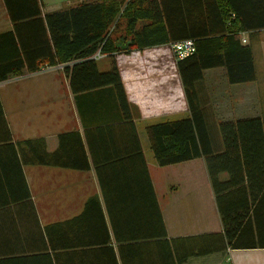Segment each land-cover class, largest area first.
Listing matches in <instances>:
<instances>
[{
    "label": "crops",
    "instance_id": "crops-1",
    "mask_svg": "<svg viewBox=\"0 0 264 264\" xmlns=\"http://www.w3.org/2000/svg\"><path fill=\"white\" fill-rule=\"evenodd\" d=\"M80 1L85 0L56 7L40 0L41 11ZM13 26L0 0V33ZM262 35L264 30L252 38L242 35L252 45L255 81L229 84L222 67L203 71L217 120L264 119V65L255 60L254 43ZM163 55L170 58L164 61ZM114 59L128 120L114 89L73 94L60 65L23 68L0 81V104L12 137V147L0 145V264H161L162 224L171 248L180 255L191 252L175 264H264V247L226 244L203 159L167 166L154 159L145 128L189 115L168 44L116 52ZM97 61L99 69H108L105 55ZM126 121L133 124L142 156L131 129L122 126ZM110 124L119 126L95 130ZM85 155L89 166L76 168ZM99 173L110 186L106 193Z\"/></svg>",
    "mask_w": 264,
    "mask_h": 264
},
{
    "label": "trees",
    "instance_id": "trees-1",
    "mask_svg": "<svg viewBox=\"0 0 264 264\" xmlns=\"http://www.w3.org/2000/svg\"><path fill=\"white\" fill-rule=\"evenodd\" d=\"M4 2L14 26L0 33V81L23 68L35 71L43 64H63L73 94L111 87L126 120L130 114L114 54L193 39L195 51L176 62L189 115L148 125L150 148L158 166L203 159L226 244L264 247V119L217 120L203 81V71L213 67L224 69L229 84L255 81L252 45L242 42V35L252 38L264 30V0H85L46 13L40 0ZM98 50L109 60L106 70L91 58ZM122 126L131 129L136 153L142 156L132 122ZM86 140L96 164L89 134ZM0 145L12 147L1 104ZM88 166L86 155L83 165L75 164ZM221 173L226 174L224 180ZM99 177L106 193L110 186L100 173ZM145 181L155 204L147 172ZM155 209L158 214L156 204ZM165 235L162 224L161 264L183 262L191 252L180 255Z\"/></svg>",
    "mask_w": 264,
    "mask_h": 264
},
{
    "label": "built area",
    "instance_id": "built-area-1",
    "mask_svg": "<svg viewBox=\"0 0 264 264\" xmlns=\"http://www.w3.org/2000/svg\"><path fill=\"white\" fill-rule=\"evenodd\" d=\"M242 42H245V39L242 38ZM169 50L172 54V57L177 62L195 51V42L193 39H182L177 41H171L168 43ZM103 54L98 50L96 51L91 58L98 59ZM49 66L45 65L41 70L47 69Z\"/></svg>",
    "mask_w": 264,
    "mask_h": 264
},
{
    "label": "rangeland",
    "instance_id": "rangeland-1",
    "mask_svg": "<svg viewBox=\"0 0 264 264\" xmlns=\"http://www.w3.org/2000/svg\"><path fill=\"white\" fill-rule=\"evenodd\" d=\"M43 1H45L46 3L47 2L55 3L57 5L56 7H60L63 4V7H64L68 4L67 2H70L71 0H43ZM120 31L121 30L119 29L117 31V33H119ZM261 40L264 41V35L261 36ZM261 40L260 39L256 40V41L254 40L255 41L254 43L256 45L255 60H256L257 64L264 65V64H262V63H264V54H262V52H261V51H264V42H261ZM100 58H102V56ZM100 58H98V59L93 58V59L99 60ZM167 58H170L169 55H163L164 61L167 60ZM57 65H60L61 67L63 66V64H57Z\"/></svg>",
    "mask_w": 264,
    "mask_h": 264
}]
</instances>
